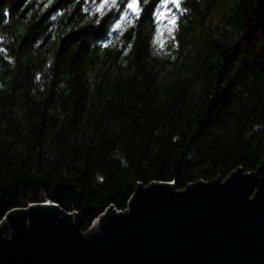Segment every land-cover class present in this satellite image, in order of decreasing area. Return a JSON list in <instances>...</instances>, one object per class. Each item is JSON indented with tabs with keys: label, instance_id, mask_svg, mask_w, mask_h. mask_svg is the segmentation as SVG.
Masks as SVG:
<instances>
[{
	"label": "trees",
	"instance_id": "16d2710c",
	"mask_svg": "<svg viewBox=\"0 0 264 264\" xmlns=\"http://www.w3.org/2000/svg\"><path fill=\"white\" fill-rule=\"evenodd\" d=\"M181 3L175 26L149 4L113 31L123 9L0 0V222L51 200L85 232L108 207L125 210L138 183L255 171L264 0Z\"/></svg>",
	"mask_w": 264,
	"mask_h": 264
},
{
	"label": "water",
	"instance_id": "95a60500",
	"mask_svg": "<svg viewBox=\"0 0 264 264\" xmlns=\"http://www.w3.org/2000/svg\"><path fill=\"white\" fill-rule=\"evenodd\" d=\"M0 264H264V158L181 189L138 183L125 210L108 207L85 232L56 203L13 208Z\"/></svg>",
	"mask_w": 264,
	"mask_h": 264
},
{
	"label": "snow or ice",
	"instance_id": "6c2138e0",
	"mask_svg": "<svg viewBox=\"0 0 264 264\" xmlns=\"http://www.w3.org/2000/svg\"><path fill=\"white\" fill-rule=\"evenodd\" d=\"M84 4H93L94 5V12H90L87 7L83 8V11L86 15L95 16L96 14H102L104 12V9L107 8L109 10L111 9H123L118 12V19H116L115 23L112 25L113 31H115L117 28H119L121 21H124L125 18H127V22L129 25H133L135 21L132 19L134 16L136 20H139L141 17V14L144 11L145 6H148L149 4L154 5L151 8V15L154 17L155 21L161 20V18H167L168 22L175 26L178 20L177 11L182 15L184 12H187L186 8L182 7L181 0H83ZM52 0H48V4H51ZM48 5L46 4L45 7ZM173 8H175L177 11H173ZM59 11V10H58ZM10 12L8 9L3 10V15L7 16ZM99 23V22H98ZM174 28H169V32H173ZM157 32H159V29L157 28ZM155 39V36H154ZM101 47H106V42L102 43L100 45ZM176 45L174 44V47ZM131 47V44H129V48ZM161 47H163V44L161 43ZM125 53L127 52V49L124 50ZM175 139V138H173ZM100 179H103V177H100ZM175 181L169 180L168 183H174ZM44 204H54L55 201L51 200H44L42 201Z\"/></svg>",
	"mask_w": 264,
	"mask_h": 264
},
{
	"label": "rangeland",
	"instance_id": "374dc122",
	"mask_svg": "<svg viewBox=\"0 0 264 264\" xmlns=\"http://www.w3.org/2000/svg\"><path fill=\"white\" fill-rule=\"evenodd\" d=\"M94 6V5H93ZM168 19H170V17H167V18H161V21L165 22V21H168Z\"/></svg>",
	"mask_w": 264,
	"mask_h": 264
}]
</instances>
